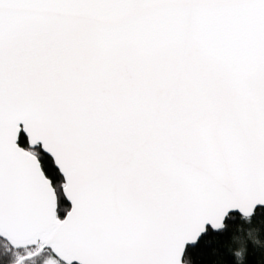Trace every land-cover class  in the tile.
I'll use <instances>...</instances> for the list:
<instances>
[{
  "label": "snow or ice",
  "instance_id": "1",
  "mask_svg": "<svg viewBox=\"0 0 264 264\" xmlns=\"http://www.w3.org/2000/svg\"><path fill=\"white\" fill-rule=\"evenodd\" d=\"M264 229V0H0V264H231Z\"/></svg>",
  "mask_w": 264,
  "mask_h": 264
},
{
  "label": "trees",
  "instance_id": "2",
  "mask_svg": "<svg viewBox=\"0 0 264 264\" xmlns=\"http://www.w3.org/2000/svg\"><path fill=\"white\" fill-rule=\"evenodd\" d=\"M243 245H250L248 257L244 261L238 262L231 257V264H264V229L259 225H247L239 238L232 243L235 252H242Z\"/></svg>",
  "mask_w": 264,
  "mask_h": 264
}]
</instances>
